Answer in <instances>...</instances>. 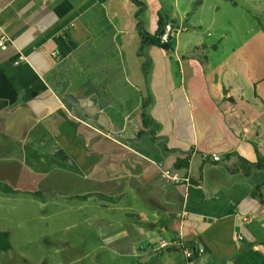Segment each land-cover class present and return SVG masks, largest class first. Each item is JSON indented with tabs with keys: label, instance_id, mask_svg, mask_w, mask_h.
<instances>
[{
	"label": "crops",
	"instance_id": "1",
	"mask_svg": "<svg viewBox=\"0 0 264 264\" xmlns=\"http://www.w3.org/2000/svg\"><path fill=\"white\" fill-rule=\"evenodd\" d=\"M139 1L147 7L137 17L131 0H0V39H9L0 47V143L6 127L14 134L12 117L27 109L30 135L40 126L54 134L74 120L120 141L126 154L120 165L105 158L111 146L87 145L98 155L78 160L64 183L76 184L66 190L77 197L92 194L78 202L93 239L38 242L40 264H185L180 242L204 249L200 264H264V190L252 196L264 170L246 177L216 164L233 152L264 164V48L229 46L228 34L205 38L201 0H174V8ZM160 16L185 31L173 50L148 46L140 56L138 19L156 34ZM145 97L157 140L144 129ZM189 152L180 173L195 180L202 173L201 185L162 179L161 170Z\"/></svg>",
	"mask_w": 264,
	"mask_h": 264
},
{
	"label": "rangeland",
	"instance_id": "2",
	"mask_svg": "<svg viewBox=\"0 0 264 264\" xmlns=\"http://www.w3.org/2000/svg\"><path fill=\"white\" fill-rule=\"evenodd\" d=\"M162 1L168 8H174V0ZM201 2H205L207 7L203 14H199L200 18L204 16L203 27L199 31L205 33V38L212 40L216 34H228L226 42L229 46L236 44L253 52L264 48V0ZM188 28L190 32L193 31L190 26ZM234 32L239 34L238 41L230 37ZM185 38L187 33L180 40L184 41ZM29 116L31 113L27 109L18 111L11 121L10 129L13 130L14 125L16 127L14 134L8 132L6 127L0 143V183L15 190L10 194L0 191V230L10 234L13 245L10 252L0 254V264H40L45 249L38 242L49 245L55 240L75 243L86 238V234L91 236L89 239H93L92 232L85 230L83 224L88 211L80 210L77 195L66 190V186H76L75 183L69 186L64 183L71 177L66 172L76 173L77 161L83 160L85 155L90 154L91 161L93 153L98 155L86 151L87 145L111 146L105 158L116 161V164L121 165L120 159L126 156L119 146L120 141L85 129L74 120H65L67 128L62 130L58 124L54 134L51 128L42 129L40 126L37 135H30L33 120L30 121ZM57 121L55 119L53 123ZM62 144L64 147L69 146L68 152L61 151ZM78 149L84 151L78 152ZM123 172L122 169L120 173ZM96 197L98 200L103 199L101 196ZM89 205L93 207L94 202L86 207ZM98 211L101 215L106 213L100 208Z\"/></svg>",
	"mask_w": 264,
	"mask_h": 264
},
{
	"label": "trees",
	"instance_id": "3",
	"mask_svg": "<svg viewBox=\"0 0 264 264\" xmlns=\"http://www.w3.org/2000/svg\"><path fill=\"white\" fill-rule=\"evenodd\" d=\"M131 1L136 6L139 7V10L137 12V17H139V14L141 12H143L147 6L144 3L140 2L139 0H131ZM169 22H170V20L167 17L160 16L159 22H158L159 32L156 34H151V33L147 32L146 29L144 28L143 21L138 19V30H139L140 38H141V47H140V51H139L140 56H145L144 48H146L148 46L160 48L166 52L173 50L174 38H172L168 44L161 43V39H160L166 25ZM151 64H152L151 60L147 59L144 66H143V73H144V76L146 79H148V77L150 75ZM2 73H4V72L2 71ZM143 100H144V105H143V112H142V120H143V124H144V129L148 130L149 134L152 135L154 140H157V138H156L157 125H155L154 120L147 113L148 108L152 104V99L150 97H145ZM145 130L138 132L137 137L140 138L146 132ZM166 150L169 151L167 148H166ZM191 154L192 153L189 152V153H187V155L184 158H177V160L173 166V169L175 171H179V172L187 171L189 169V164H190L189 162L191 159ZM216 164L224 165L229 170V172L231 174H237V173L243 172L246 177H250L255 170H264V164L261 160L254 163V162L248 161L244 157L240 156L239 153H237V152L230 153L222 162L216 163ZM202 170H201V172H202ZM186 176H187V174H186ZM202 181H203V175L201 173L199 180H195V179L191 178L190 184L195 185V186H199V185H201ZM263 190H264V183L258 185L254 189L252 196L253 197L259 196L260 198H262L263 197L262 196ZM0 191L4 192L6 194H10V193L15 192V190L11 186L6 185V184H2V183H0ZM91 196H92V194H87V195L78 196L77 198H79L81 200H87ZM101 196L103 198L108 199V197H104L103 195H101ZM12 249H13V245H12L11 240H10V234L7 231L0 230V254L10 252Z\"/></svg>",
	"mask_w": 264,
	"mask_h": 264
},
{
	"label": "built area",
	"instance_id": "4",
	"mask_svg": "<svg viewBox=\"0 0 264 264\" xmlns=\"http://www.w3.org/2000/svg\"><path fill=\"white\" fill-rule=\"evenodd\" d=\"M184 31L185 29H183L182 27H176L175 24L169 22L160 37L161 43L168 44L172 38H174L178 34L183 33ZM8 42V38H1L0 47L6 48ZM213 161L218 162L220 161V159L218 157H214ZM161 177L165 181L173 184H190L191 179L189 176L183 177L179 171H175L174 169H162ZM240 239L243 238L240 237ZM179 248L185 256V264H200L199 258L205 253L204 249L199 245H187L184 242L179 243Z\"/></svg>",
	"mask_w": 264,
	"mask_h": 264
}]
</instances>
